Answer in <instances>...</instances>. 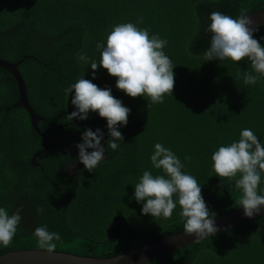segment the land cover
<instances>
[{
    "label": "trees",
    "instance_id": "1",
    "mask_svg": "<svg viewBox=\"0 0 264 264\" xmlns=\"http://www.w3.org/2000/svg\"><path fill=\"white\" fill-rule=\"evenodd\" d=\"M242 7L250 15L264 9V0H0V60L22 62L17 70L32 111L44 120L37 127L49 144L36 158L39 167H31L32 156L45 144L23 109L5 112L18 91L11 75L0 69V208L9 215L23 209L17 234L9 247L0 246V255L41 250L33 235L41 225L61 235L56 252L101 259L183 232L178 204L165 220L144 215L143 204L134 199V185L144 171L161 174L150 162L157 143L196 178L215 219L241 208L235 181L221 186L211 157L220 146L238 141L246 128L264 144V78L245 85L248 60L207 61L204 53L211 41L205 31L210 14L236 18ZM121 23L168 41L163 51L172 61L175 84L163 103L127 96L103 67L93 79L90 63L77 60L83 52L99 62L97 42L106 45ZM253 38L264 47V26ZM81 77L110 88L130 109L127 125L117 126L123 142L115 151L107 147V120L98 113L89 112L87 120L66 119L76 108L65 89ZM87 129L104 134L105 158L92 172L79 162L77 148ZM258 194L264 195V177ZM146 264H264V216Z\"/></svg>",
    "mask_w": 264,
    "mask_h": 264
},
{
    "label": "clouds",
    "instance_id": "2",
    "mask_svg": "<svg viewBox=\"0 0 264 264\" xmlns=\"http://www.w3.org/2000/svg\"><path fill=\"white\" fill-rule=\"evenodd\" d=\"M210 21L205 31L211 33V41L204 58L207 61L230 60L237 64L248 60L251 71L243 74L245 85H255L264 78V47L253 38L257 29L247 9L242 7L236 18L215 11L210 14ZM137 23H143V18ZM167 43L159 35L150 36L147 28L121 23L108 34L106 45L97 42L99 62L90 60L83 52L77 54V60L90 63L93 79L96 71L103 67L116 78V88L127 96L133 99L147 97L152 104H160L164 102L165 95H172L175 84L172 61L163 51ZM65 94H71V103L76 108L66 119L87 120L89 112L98 113L107 120L110 136L107 147L117 150L123 142L117 126L127 125L130 109L112 95L110 88L101 89L84 77L66 88ZM103 139L102 130L94 132L87 129L82 135L83 142L77 145L79 162L89 172L105 158V147L101 145ZM190 159V156L185 157V160ZM211 159L212 169L220 178L221 186H224V180L235 181V189L240 192L236 203L243 208L244 215L252 218L259 214L264 206V195L258 194L264 177V144L257 135L251 129H243L238 141L220 146ZM150 162L161 174L153 175L152 171L146 170L134 185V199L143 204L142 213L167 220L178 204L185 234L195 236L197 242L214 236L219 230L215 225V214L209 212L196 178L182 171L184 164L181 160L169 148L157 143ZM22 211L19 208L9 215L6 209L0 208V246L7 248L12 244L22 220ZM43 211L37 208L38 213ZM33 235L36 247L48 254H54L57 243L61 242V235L50 232L47 225L36 227Z\"/></svg>",
    "mask_w": 264,
    "mask_h": 264
},
{
    "label": "water",
    "instance_id": "3",
    "mask_svg": "<svg viewBox=\"0 0 264 264\" xmlns=\"http://www.w3.org/2000/svg\"><path fill=\"white\" fill-rule=\"evenodd\" d=\"M249 16L253 21V26L255 29L264 26V9L255 11ZM255 31L256 30H254V32ZM20 63L22 62L10 64L0 60V69L11 75L18 91V99L16 103L10 108L6 109L5 112L8 113L11 110L20 108L27 113L32 130L39 138L43 140L45 144L44 149L34 154L31 158L30 166L39 167L36 162V158L47 150L48 141L46 137L41 132H39L37 127L38 123L44 122V120L37 116L29 105L23 79L17 70V67ZM262 216H264V206H262L260 213L254 215L252 218L246 217L244 215L243 208H239L215 219V225L219 230L214 236L249 223ZM203 240L205 239L200 241ZM198 242L195 236H188L183 231L112 258L101 259L59 252L48 254L44 250H22L11 251L0 255V264H146Z\"/></svg>",
    "mask_w": 264,
    "mask_h": 264
},
{
    "label": "bare ground",
    "instance_id": "4",
    "mask_svg": "<svg viewBox=\"0 0 264 264\" xmlns=\"http://www.w3.org/2000/svg\"><path fill=\"white\" fill-rule=\"evenodd\" d=\"M38 126V125H37ZM48 146H49V144H48ZM48 149V148H47ZM20 251H22V250H20ZM59 253H61V252H59ZM67 254H69V253H67ZM78 256V255H77ZM82 257H84V256H82Z\"/></svg>",
    "mask_w": 264,
    "mask_h": 264
}]
</instances>
